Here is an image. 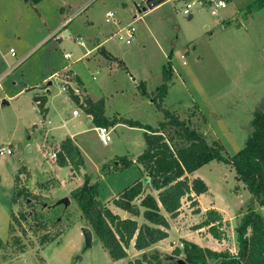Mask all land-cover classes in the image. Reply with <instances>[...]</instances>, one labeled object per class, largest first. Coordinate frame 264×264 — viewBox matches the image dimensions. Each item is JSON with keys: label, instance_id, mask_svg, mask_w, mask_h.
I'll list each match as a JSON object with an SVG mask.
<instances>
[{"label": "rangeland", "instance_id": "obj_1", "mask_svg": "<svg viewBox=\"0 0 264 264\" xmlns=\"http://www.w3.org/2000/svg\"><path fill=\"white\" fill-rule=\"evenodd\" d=\"M147 1L41 0L33 5L26 0H0V146L12 149V154L0 155V264H111L94 233L91 246L84 250L81 229L91 226L70 193L62 194L51 179L30 186L23 166L34 178L48 172L50 152L58 153L60 148L43 144L44 134L51 132L58 140L74 126L84 131L85 171L91 181H99L101 203L106 205L101 200L130 177L129 172H121L101 179L114 171L117 159L143 151L144 129L118 125L103 145L78 103L91 99L78 76L92 98H104L111 119L122 116L156 127L164 118L152 97L171 55L172 73L162 107L187 120L208 143H221L226 158L242 148L254 114L264 110V7L246 12L254 0H225L226 5L214 14L208 3L196 2L184 14L185 3L191 0H167L143 12ZM107 11L114 13L109 20ZM129 23L135 32L126 44L116 33ZM99 42L101 46L85 54ZM66 70L76 74L67 71L62 82L60 74ZM48 81L44 118L32 97L39 89L43 95ZM63 85L67 93L61 90ZM73 111L80 115L73 117ZM195 176L209 187L199 197L200 208L225 212L231 234L250 205L264 217V206L237 179L231 164L211 160ZM147 191L157 193L150 185ZM63 197L69 205L60 201ZM139 201H134L138 215L126 212L140 225L146 220ZM181 206L184 225H190L196 205L184 197ZM228 226L226 222L225 230ZM176 248L183 258L184 245ZM142 255L121 263L136 264ZM146 255L155 256L153 264H175L155 250Z\"/></svg>", "mask_w": 264, "mask_h": 264}, {"label": "trees", "instance_id": "obj_2", "mask_svg": "<svg viewBox=\"0 0 264 264\" xmlns=\"http://www.w3.org/2000/svg\"><path fill=\"white\" fill-rule=\"evenodd\" d=\"M33 5L41 0H26ZM264 7V0H254L245 7L246 12ZM169 60L162 69V82L156 88L152 101L163 112V120L156 127L142 125L130 119L107 120L103 114V100L92 101L85 98L81 104L84 111L90 114L96 126H109L124 123L130 127L144 129L145 147L135 158L120 157L115 161L113 170H123L137 165L144 174V179H138L124 187L111 203L132 215H138L139 209L134 202L140 200L143 207L142 216L146 222L138 224L136 219L121 217L114 213L107 203L104 205L98 199L99 184L91 181L90 175H84L80 186L71 190V198L76 202L82 216L88 221L92 232L99 238L102 246L112 260L127 256V248L134 242V248L144 250L153 243L167 237L169 227L167 217H175L182 205V199L188 197L192 205H197L191 196L193 192L199 195L208 190L206 183L199 177L190 179L189 174L211 160L231 164L237 179L241 180L260 206H264V110L256 112L251 120L252 130L245 139L241 149L229 158L222 151L221 143H208L195 129L189 126L187 120L162 107L161 102L167 94L168 82L171 78L172 65ZM142 85V84H141ZM141 94L146 90L142 86ZM39 111L45 114L46 97L34 96ZM79 102V101H78ZM56 163L60 166L70 164L77 172L83 166L81 153L72 140L67 137L59 144ZM146 179L148 181L146 182ZM156 191L151 194L147 189ZM165 214H164V213ZM196 207L194 213H198ZM204 218L194 228L208 227L210 234L218 241L226 240L222 214L216 209H207ZM31 216H35L33 212ZM25 219V216L22 215ZM149 222V223H148ZM236 233L237 253L228 250L214 251L199 245L184 241L183 258L188 264H207L209 259L218 260V264H264V217L250 205L234 229ZM179 255V249L172 251ZM145 253L136 264H153ZM159 264V263H158Z\"/></svg>", "mask_w": 264, "mask_h": 264}, {"label": "crops", "instance_id": "obj_3", "mask_svg": "<svg viewBox=\"0 0 264 264\" xmlns=\"http://www.w3.org/2000/svg\"><path fill=\"white\" fill-rule=\"evenodd\" d=\"M133 1H135V0H133ZM157 1H159L160 3H163L164 1H167V0H157ZM230 1H232V0H230ZM142 2H144V0L143 1L139 0V3H142ZM122 3L125 4L124 1H122ZM150 9L151 8H146L145 9L144 7H142V11L143 12H146L147 10H150ZM100 44L101 43L99 42V44H97L95 47L90 48L88 51H86L85 54H88V53L90 54V52L93 51L96 47L101 46ZM105 50H107V49H105ZM104 67L107 70L111 69L110 66H108V65H104ZM67 71H69V73L72 72L71 74H76L72 70H66L65 72H62L63 73L62 76L60 74V80L62 82H66V79H65L66 77L64 75H66ZM69 76H71V75H67V77H69ZM78 77L80 78V81L84 84L83 86L86 89L84 94L85 93L88 94L92 101H97V100H100V99L104 100L103 97H101V98H92L90 93L88 92V89H87V86L85 85V82L83 81V79L80 76H78ZM44 81L45 80H43L41 83L44 84ZM49 85H51V83L48 81L45 84L44 88L42 89V91H44V94L41 95V96H45L46 97V103H45L46 111H45V114L43 115L44 118L47 116V106H46V104H47V101H48L47 93H49V90H48V86ZM40 86H36V87H40ZM62 87H65V86L63 85ZM72 88H75V85H73ZM28 89L30 91L31 88H28ZM62 91L67 93V91H65V90H62ZM40 92H41V89L33 92V97H32L33 100H34V96L35 95L40 96ZM81 100L82 99L79 100V102H78L79 104L81 103L80 102ZM82 102H83V100H82ZM35 103H36V105L38 104L37 101H35ZM103 103H104L103 116L107 120H112L111 119L112 115H108L107 114L106 103L104 101H103ZM2 104H8V102L7 101L6 102L3 101ZM37 108H38V105H37ZM38 110H39V108H38ZM84 113H85V120L87 122H89V123H94L92 116L90 114L86 113L85 111H84ZM72 115H73V117L76 118V117H78L80 115V113L78 112L77 114H73V112H72ZM120 117L124 118L122 116H120ZM120 117H118V119H120ZM124 119H126V118H124ZM64 125H61V126L63 127ZM118 125H126V126H128L127 124H124V123H117V124L109 125V126H106V127H108L112 131V129L115 128ZM96 127L97 126L94 125V127H93L94 131H96ZM83 133H84L83 130H79V128L73 126V127L66 128L65 132H63L61 134V136H60V138L58 140L54 139L53 134H51V132H48V131H47V134H44V137H43L42 140L44 142L43 144H50V146H51V144H55V145L58 146L62 140H64L65 138L69 137L72 140L73 144L78 147V149H79V151L81 153V156H83V150H82V144H83L82 135H83ZM40 147H44V146H40ZM31 149H32V147L28 146L27 150H31ZM138 155L139 154L134 155V156H132V158L135 159ZM82 159H83V157H82ZM50 160H51V164L49 166V171L46 172V173L44 172L43 174H41L40 178H34L31 175L30 169L27 166L23 165L26 168L27 172H28V183H29L30 186H34L35 184L37 185V183H41L43 181L51 179V180L54 181V184L56 185V188L58 190L60 189L62 192L64 191L62 194H65V193H68V192L70 193L71 190H73L74 188H76V187H78V186H80L82 184L83 176H84L85 173L87 174V172L85 171L86 165H85L84 159H83V166L79 170L80 173L76 172V174H75L76 176H72V171L70 169L71 166L69 164L65 165V166H60V165H58L56 163V160L51 159V158H50ZM121 172H129V174H130V177L128 178V180H126L123 183L125 185H123V186L119 185L118 187H115V189H112L111 192L108 193L107 196H105V198H103V200H101L102 202H106L107 204L111 203V199L114 196H116L124 187H126L127 185L131 184L132 182H134V181H136L138 179H142V176L144 175L141 172V170L139 169V167L134 164V165H132V166L126 168V169H123V170H120V171L119 170H115L113 172H110L106 176H101V179L102 180H106L107 177H109V176H111L113 174H116V173L120 174ZM195 173H196V170L188 175L189 178L197 177V176H195ZM126 183H128V184H126ZM98 184H99V181H98ZM69 185H71V186L68 189H66L65 187L69 186ZM64 188H65V190H63ZM100 190H101V188H100V184H99L98 195L100 194ZM208 190H209V187H208ZM202 194L203 193H201L199 195H195L193 192L191 193L192 198L194 200H196V202H197L196 207L199 209V212L196 213V214H193V213L191 214L192 223H190V225H188V224L184 225V223L186 222V221H184V218H182L184 216V213L182 211H180V210H179L178 214L175 217H172V218L169 217L168 214H165V216L167 217V220H168V224H169V227L167 229V237H165L164 239L153 243L151 246H149L148 248H146L144 250L135 249L134 248V242L132 241L130 243L129 247H128L129 250H127V253L129 254V256H127L126 258H123V259H119V260H112L110 258L111 259V264H117V263L118 264H122L121 262H124V260H128L129 261V260H133L134 258H139L142 254H144V253L147 254L148 252H152L153 250L158 251V253H160V255H166V258H167L168 255H172L170 253L174 249H176L177 246H180V243H184V241L193 242V243L199 245L202 248H209V249L214 250V251L228 250L231 253H234V254L237 253L238 246H237V242H236V233H235V231L233 232V234L230 233V230H229L230 223H229L228 216L225 214V212L216 209L217 211H219L222 214L223 223L226 224V222H228V224H229L228 229H226V234H227V239L226 240L218 241L216 238H214L210 234V232L208 231V227H201V228H194V227L190 228L189 227V226L196 225L199 222H201L203 220V218H204L203 215H204L205 211L207 209H211V208H208V207L203 208V209L200 208V206H199V197ZM113 207L114 208L111 209V210L114 213L120 215L121 217H123V218H125V217L134 218L132 216H129V214L125 210H122L121 208H118L116 206H113ZM181 207H183V206H181ZM253 208L255 210V207H253ZM212 209H214V208H212ZM190 210H191V208H190ZM246 211H247V209H246ZM245 212L241 213V215L243 216L245 214ZM242 216H240V219H241ZM235 226H236V224H234V227ZM207 263L215 264L216 260L215 259H209Z\"/></svg>", "mask_w": 264, "mask_h": 264}, {"label": "built area", "instance_id": "obj_4", "mask_svg": "<svg viewBox=\"0 0 264 264\" xmlns=\"http://www.w3.org/2000/svg\"><path fill=\"white\" fill-rule=\"evenodd\" d=\"M196 2L202 4L208 3L212 13H216L218 8L224 7L226 5L225 0H191L185 3V6L183 8V13L188 14L190 12V9L192 8L193 5L196 4ZM105 16L106 19L109 20L114 16V13L111 11H107L105 13ZM134 32H135V27L133 26V23H129L128 25L121 27L116 33V36L119 40H123L126 44H130L134 37ZM11 54L14 55V51L12 49H11ZM62 90L67 91L66 87H62ZM80 102L82 103V100ZM73 114H77V112L73 111ZM96 133L97 136L99 137L100 142L103 145H107L109 140H111V130L106 126H97ZM10 154H12V149L9 145L0 146V155H10ZM50 158L56 160L57 158L56 151L50 152ZM180 246L182 247L183 244L180 243Z\"/></svg>", "mask_w": 264, "mask_h": 264}, {"label": "water", "instance_id": "obj_5", "mask_svg": "<svg viewBox=\"0 0 264 264\" xmlns=\"http://www.w3.org/2000/svg\"><path fill=\"white\" fill-rule=\"evenodd\" d=\"M159 3H160L159 1H154V0L147 1L148 8H153ZM147 181L148 179H146V182ZM60 201L63 202L65 205H69V202H70L67 197L62 198ZM81 231L84 237V250H85L91 246L93 232L89 227H82ZM76 259H82V258L80 255H77ZM167 259L174 262L175 264H188L184 260V258L180 256H176V255H168Z\"/></svg>", "mask_w": 264, "mask_h": 264}]
</instances>
